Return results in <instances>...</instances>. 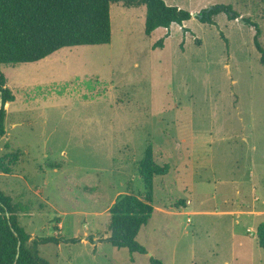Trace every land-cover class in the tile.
I'll use <instances>...</instances> for the list:
<instances>
[{
	"label": "rangeland",
	"instance_id": "374dc122",
	"mask_svg": "<svg viewBox=\"0 0 264 264\" xmlns=\"http://www.w3.org/2000/svg\"><path fill=\"white\" fill-rule=\"evenodd\" d=\"M165 2L191 13L186 26L147 36L146 6L114 3L110 43L0 65L15 96L0 189L28 206L19 219L32 237L64 238L38 248L52 264H264V66L255 28L240 20L259 25L264 47V0ZM217 4L240 17L193 16ZM147 147L170 169L153 178L141 254L106 238L117 197L141 199Z\"/></svg>",
	"mask_w": 264,
	"mask_h": 264
},
{
	"label": "trees",
	"instance_id": "16d2710c",
	"mask_svg": "<svg viewBox=\"0 0 264 264\" xmlns=\"http://www.w3.org/2000/svg\"><path fill=\"white\" fill-rule=\"evenodd\" d=\"M114 3H122L126 7L145 5L144 30L147 36L160 27L168 30L174 23L183 26L184 21L192 18L189 11L169 5L165 0H0V65L37 62L64 47L110 43V8ZM220 13H225L229 20L240 17L231 5L217 4L208 12L202 11L197 19L213 25L216 24L214 18ZM243 19L255 28L254 45L264 66V47L260 40L262 30L250 18ZM183 29L186 31V28ZM221 37L228 45L223 32ZM162 45L163 39H160L154 48ZM0 97L3 100L0 109L1 139L6 135L5 106L15 100L1 71ZM152 151L151 147H147L138 163L145 186L141 199L135 202L131 194H121L109 210L110 236L106 241L132 253H148L136 238L153 214V178L167 175L170 169L168 164L160 166ZM27 209L28 206L22 203H9L0 189V264H52L40 255L38 248L50 243L58 245L64 240L59 234L32 237L19 219L20 212H27ZM56 230H59L58 227ZM256 235L264 250V221L258 224ZM150 262L163 264L154 257H150Z\"/></svg>",
	"mask_w": 264,
	"mask_h": 264
},
{
	"label": "water",
	"instance_id": "95a60500",
	"mask_svg": "<svg viewBox=\"0 0 264 264\" xmlns=\"http://www.w3.org/2000/svg\"><path fill=\"white\" fill-rule=\"evenodd\" d=\"M210 9H211V8H208V9H206V11L208 12ZM198 15L201 16V14H193L194 17H197ZM240 20L243 21L244 19H242V18L240 17ZM244 22H245V21H244ZM245 23H246V22H245ZM2 107H3V100H2V98L0 97V109H1ZM19 249H20V242H19L18 251H19Z\"/></svg>",
	"mask_w": 264,
	"mask_h": 264
},
{
	"label": "crops",
	"instance_id": "0c3cea01",
	"mask_svg": "<svg viewBox=\"0 0 264 264\" xmlns=\"http://www.w3.org/2000/svg\"><path fill=\"white\" fill-rule=\"evenodd\" d=\"M188 21H189V20H188ZM188 21H184V22H183V26H186ZM174 24H176V23H174Z\"/></svg>",
	"mask_w": 264,
	"mask_h": 264
}]
</instances>
